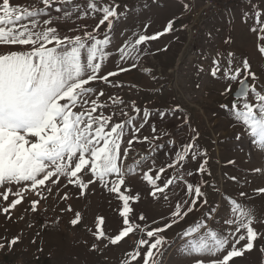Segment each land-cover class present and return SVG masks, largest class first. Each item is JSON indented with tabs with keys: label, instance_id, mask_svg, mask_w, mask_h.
<instances>
[{
	"label": "snow or ice",
	"instance_id": "obj_1",
	"mask_svg": "<svg viewBox=\"0 0 264 264\" xmlns=\"http://www.w3.org/2000/svg\"><path fill=\"white\" fill-rule=\"evenodd\" d=\"M129 11L127 5L116 0H35L30 7L0 0V46H23L0 52V214L11 219L12 210L26 199H30L31 211L35 213L37 206L53 195L54 188L59 195L60 189L73 186L83 195L89 185H98L120 202L117 210L122 221L116 233L108 235L101 227L104 217H97L95 240L105 242L106 247L117 246L137 233L140 238L125 253L121 264H159L158 258L169 243L164 233L209 205V182L189 181L186 177L211 176V172L207 168V152L197 148L195 138L175 150L173 159L164 166L148 164V155L136 153L130 157L133 144H149L151 152L159 147L155 141L167 133L157 134L152 127L151 138L141 137L140 131L151 118L150 110L138 107L135 100L126 103L116 94L105 96L103 89L92 86L102 82L109 88H123L124 84L110 78L138 67L142 46L173 30L174 21L170 20L161 32L134 33L113 48L114 24L122 16L126 18ZM262 15L256 12L258 27L251 29L258 33L260 41H264ZM73 16L77 21L92 18L98 22L92 31H87L86 24H78L73 31L81 34L62 36L55 25L67 23ZM101 27L105 29L103 33ZM258 51L264 54V44ZM113 53L120 62L117 70L102 72ZM210 65V75L226 82L221 95L232 93V84L238 83L231 105L221 107L264 153V82L248 59L237 61L231 51H217ZM180 110L176 105L168 111H156L164 120L169 113L175 115ZM130 158L132 163H128ZM198 159L195 172L186 169ZM168 170L172 172L165 175ZM140 173L148 195L169 203L171 211L160 221L153 219L149 223L143 212L134 213L132 205L141 196L133 193L126 180ZM232 179L235 181L236 177ZM177 187H181L182 195L171 201ZM258 191L264 193V188ZM239 195L244 197L246 193ZM59 198L70 200V191ZM224 199L229 208L219 223L218 209L209 206L200 219L178 233L184 241L180 252L190 264H232L235 258L251 252L258 240L264 241V230L256 227L264 225V219L257 220L254 211L236 198L225 194ZM63 211L73 212L71 204H66ZM80 221L81 214L74 212L71 224L76 226ZM19 240V236L5 238L0 250L11 248ZM91 247L95 250L97 244ZM259 250L264 252V246Z\"/></svg>",
	"mask_w": 264,
	"mask_h": 264
},
{
	"label": "rangeland",
	"instance_id": "obj_2",
	"mask_svg": "<svg viewBox=\"0 0 264 264\" xmlns=\"http://www.w3.org/2000/svg\"><path fill=\"white\" fill-rule=\"evenodd\" d=\"M100 2L110 3L111 0H100ZM191 2V0H116V3L122 6L127 5L130 11L126 18L122 16L121 20L114 24L112 31V47L115 48L134 33L155 34L158 29H165L170 20L174 21L173 30L166 33L165 37L149 41L146 46H142L141 56H153L152 59L146 60L147 66L150 67L147 72L148 77L159 85L158 93L164 97V106H169L171 109L179 105L181 110L175 115L181 117L185 115L191 128V131L187 132L185 129L182 131L181 128L174 127L179 122L174 119L169 125L174 128L170 131H162L161 133L167 135H162L160 140L155 141L159 147L149 152L151 145L135 143L132 145L133 151L130 157L136 153L148 155V164L155 163L156 167L164 166L173 159L175 150L194 138L197 148L201 152H207V168L211 176L205 174L203 177L194 175L186 178L189 181L204 179L209 182L207 188L209 205L190 214L185 221L164 233L169 243L158 258L159 264H190L180 252L184 241L178 233L200 219L201 214L209 206L218 209L216 219L219 223L220 216L225 215L229 208L224 199L225 194L252 209L257 220L264 219V193L258 191L264 188V153L258 150L255 139L245 134L242 126L221 107L222 104L231 105L232 95L237 90L238 83L232 84V93L221 95L226 82L214 79L210 75V61L215 53L231 51L237 61L248 59L252 70L264 82V54L258 51L264 41H260L258 33L251 30L253 27H258L255 14L264 13V0H242L230 8L228 14L216 16L211 20L201 36L186 45L185 30L195 21L199 10L197 6L196 9H192ZM12 3L30 7L35 0H12ZM74 19L75 16L69 22L74 24ZM260 19L264 22V15ZM90 20L92 24L95 21L88 18L89 22ZM65 24L59 22L55 25L62 36L69 35ZM146 25L147 31L144 32ZM91 26L88 24V31L92 29ZM100 31L103 33L104 27H101ZM76 34L81 33L72 30V35ZM226 40L228 43H225ZM7 47L16 50L23 46L2 45L0 52ZM179 60L181 61L177 66ZM114 61L116 62L113 64ZM119 63L116 54L113 53L112 59L105 61L102 72L117 70ZM200 68L204 70L201 72ZM129 72L110 79L119 82L131 77L137 83H141L143 75L138 74L137 67L132 71V75L128 74ZM92 86L103 89L105 96L110 93L116 94L126 103L132 100L138 103L140 100L136 88L125 84L123 88H109L102 82ZM107 111L106 109V114ZM156 117L158 118L155 120H160L157 125L161 128L171 119L170 114L164 120L158 115ZM151 129L152 122L148 121L140 131L141 137L151 138L153 136ZM128 163H132L131 158ZM199 163L200 159L194 163L190 162L186 169L195 172ZM257 168L262 171L255 172ZM171 172L172 170H168L165 175ZM141 175L142 173L126 180V183L132 187L133 193L139 192L141 196L140 201L132 205L134 213L143 212L149 223L153 219L160 221L161 217L170 213L169 203L150 197L149 189L146 182L141 179ZM232 177H236V180L234 181ZM211 185H215V188ZM65 191L71 193V199L68 201L59 198V195ZM241 192L246 195L240 197ZM178 194L182 195L181 187H177L176 193L170 196V200L178 199ZM59 195L54 188L53 195L42 201L35 213L31 211L30 199H26L17 206V209L12 210L11 219L0 214V242H5V238L10 240L16 236L20 237L16 245L0 250V264H121L125 253L132 250L140 238L139 234L132 233L120 245L107 247L105 242H98L93 236L97 217H104L105 223L101 227L108 235H114L120 228L122 218L117 210L120 202L112 199L114 194L107 193L98 185H89L83 195H79L73 186L60 189ZM66 204H71L73 212L63 211ZM74 212L81 214V221L76 226L71 224ZM256 227L258 230H264V225L257 224ZM94 243L97 244L95 250L91 247ZM262 246L264 241L258 240L251 252L235 258L232 264H264V252L259 250ZM134 264H139V261Z\"/></svg>",
	"mask_w": 264,
	"mask_h": 264
},
{
	"label": "crops",
	"instance_id": "obj_3",
	"mask_svg": "<svg viewBox=\"0 0 264 264\" xmlns=\"http://www.w3.org/2000/svg\"><path fill=\"white\" fill-rule=\"evenodd\" d=\"M76 2L80 3L81 0H76ZM84 2L86 3V0H84ZM201 5H202V3L200 1H192L191 2V8L192 9H196L195 6H197V9H198V8L201 7ZM53 14H55L54 11H53ZM70 22L69 23L67 22L65 24V29L68 31L69 35H72L73 28H75L78 24H86L87 27H88V24H90V25H92L91 27L93 29V27L98 22V20H95L93 24H92L91 20L89 22L88 19H81V20H78V21L76 19H74V24H72ZM92 29H90V31H92ZM160 29H158L156 31V33L157 32H161V31L164 30V29L163 30H160ZM87 31H88V29H87ZM165 36L166 35H163V37H165ZM180 61L181 60L178 61L177 66H178ZM115 62L116 61H114L113 64ZM107 63H109V62H107ZM133 70L134 69H132V71ZM132 71L130 70V72L128 74L132 75L133 74ZM138 74L143 75L141 83H137L131 77L130 78L128 77V79L124 78V79L120 80L119 83H122V84H125V85H128V86L136 88V90H137V92L139 94V99H140L139 102L137 103V106L141 107L142 109L143 108H147V109L150 110L152 116H151V118L148 121L152 122V127L156 128L157 133H161L162 131H170L176 126L178 128H181L182 131H183V129H185L187 132L191 131L190 130L191 129L190 126H188L189 121H188V119L186 118L185 115H183L181 117V115L177 116V115H173V114L169 113L171 115V119H169V121H167V123H164V124H166V126L161 128V127H159L157 125V124L160 123V120H155V118H158V117H156V115H158L156 110L160 109L161 111H168L170 109V107L169 106H167V107L164 106V103H165L164 97H162V95L158 93L159 85L155 84V83H153V81H151V79L148 77L147 72L146 73L138 72ZM174 119H176V121L178 120L179 122H177V124L174 125V127H170L169 125H170L171 121L174 120ZM157 128L158 129L161 128V129L158 130Z\"/></svg>",
	"mask_w": 264,
	"mask_h": 264
},
{
	"label": "built area",
	"instance_id": "obj_4",
	"mask_svg": "<svg viewBox=\"0 0 264 264\" xmlns=\"http://www.w3.org/2000/svg\"><path fill=\"white\" fill-rule=\"evenodd\" d=\"M191 1H200L202 5L197 12L195 21L191 25H189L185 30V37L187 38L186 45L191 44L196 39H198L211 20H213L216 16L228 14L230 8L236 5V0H191ZM152 58H153L152 55L141 56V59L139 60V65L137 67L138 71L143 73L148 72L150 67L147 66L146 60Z\"/></svg>",
	"mask_w": 264,
	"mask_h": 264
},
{
	"label": "trees",
	"instance_id": "obj_5",
	"mask_svg": "<svg viewBox=\"0 0 264 264\" xmlns=\"http://www.w3.org/2000/svg\"><path fill=\"white\" fill-rule=\"evenodd\" d=\"M239 2H242V0H236V4L239 3Z\"/></svg>",
	"mask_w": 264,
	"mask_h": 264
},
{
	"label": "water",
	"instance_id": "obj_6",
	"mask_svg": "<svg viewBox=\"0 0 264 264\" xmlns=\"http://www.w3.org/2000/svg\"><path fill=\"white\" fill-rule=\"evenodd\" d=\"M233 96V95H232Z\"/></svg>",
	"mask_w": 264,
	"mask_h": 264
}]
</instances>
